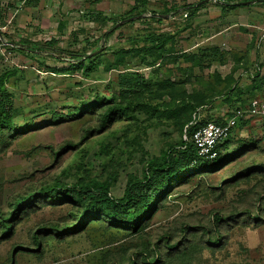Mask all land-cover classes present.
<instances>
[{
  "label": "rangeland",
  "instance_id": "1",
  "mask_svg": "<svg viewBox=\"0 0 264 264\" xmlns=\"http://www.w3.org/2000/svg\"><path fill=\"white\" fill-rule=\"evenodd\" d=\"M135 1L0 0V92L11 94L17 127L0 129V220L11 231L0 264H264L260 115L242 116L221 163L171 185L139 230L96 215L62 231L85 209L80 185L105 182L121 197L153 173L162 151L180 148L189 126L264 100V1L223 11L217 0H147L132 11ZM199 2L191 17L185 7ZM171 6L177 11L152 18ZM147 30L169 33L163 51ZM51 38L86 52V65L12 43ZM110 105L119 110L103 123ZM51 187L57 197L9 214L18 197Z\"/></svg>",
  "mask_w": 264,
  "mask_h": 264
},
{
  "label": "trees",
  "instance_id": "2",
  "mask_svg": "<svg viewBox=\"0 0 264 264\" xmlns=\"http://www.w3.org/2000/svg\"><path fill=\"white\" fill-rule=\"evenodd\" d=\"M261 1V0H259ZM217 3L222 7L223 11H227L229 9L234 8L241 2H236L234 0H217ZM147 4V0H136L135 6L131 9L135 11L137 8L141 6H145ZM203 5H188L185 8L190 12L191 17L196 14L197 10ZM177 7L171 6L170 8L165 9L163 12L152 14V18H156L161 21L163 19V15L170 13L172 11H177ZM139 12V15L141 13ZM120 20H115L114 26L105 32L104 37L110 38L114 31L115 27H117L118 22ZM169 33L166 32H156L154 30H147V34L144 35V38L149 41L152 45V48H155L157 51H163L162 49L165 47L167 43V39ZM59 39L51 38L43 43L36 41H13V47L18 48L19 50L28 51L36 54H40L42 56H51L55 59L61 61H69L72 64L78 65H86L87 53L81 52L80 50H68L57 46ZM100 49V46H96L92 51L97 52ZM66 53L68 56L64 57L62 54ZM159 55H161L159 53ZM89 66V67H88ZM85 74L90 75L95 69L96 65L90 61ZM242 104L236 103L234 108L241 107ZM83 109V108H82ZM13 101L11 99V94L7 89H3L0 92V129L6 133L9 130H16L17 127L13 124L12 113H13ZM119 108L113 107L112 105L108 106L104 110L103 123L107 122L109 117L116 114ZM65 117V116H64ZM55 119H59L60 116L58 114H54ZM210 120H215L217 122H222L224 120L218 119H203L199 120L195 124L189 126L186 130L187 138L183 139L179 144L180 148L176 146H170L168 149L162 151L160 158L158 161L154 162V171L152 174L145 176L144 179H138L135 182L129 184L124 194L121 197H115L112 195L110 188L105 182L101 181H90L85 183L84 185H80L79 188V200L81 202H85L84 211L77 216L78 225L71 224L67 228L62 229H74L79 225H84V220L92 218L93 216H102L109 221H112L115 225H121L124 227L134 228L139 230L149 219L152 214L157 209L158 205L164 199L166 194L168 193L171 185L177 183L186 175L191 172L197 171L202 168H209L212 166H217L221 163L223 156L221 155L220 150L223 146L226 145V141L231 136V134L226 138V140L217 145V149L219 150V154L217 157L210 159L205 158L198 153V149L194 144L192 137L196 129L202 124ZM239 124L237 123L236 126ZM250 144H246L244 150L251 147L248 146ZM60 192V188L51 187L42 189L38 192V194H29L18 197L12 204V212L13 217H16L18 212L24 208L25 206L32 203L34 200L45 198L53 199L57 197V193ZM38 197V198H36ZM219 221L222 220L221 217H218ZM4 218H1L0 223L6 227L3 231L0 232V240L6 238L10 233L7 222ZM80 223V224H79ZM54 231L61 230L59 227L53 228ZM176 245L170 247V249L175 248ZM27 249V248H23ZM161 255L158 256V260ZM117 259V258H116ZM156 260V261H158ZM119 264H124L120 260H118ZM145 261V260H144ZM146 263V261H145Z\"/></svg>",
  "mask_w": 264,
  "mask_h": 264
},
{
  "label": "built area",
  "instance_id": "3",
  "mask_svg": "<svg viewBox=\"0 0 264 264\" xmlns=\"http://www.w3.org/2000/svg\"><path fill=\"white\" fill-rule=\"evenodd\" d=\"M247 115H260L264 117V100L255 98L249 102L246 108L239 107L233 110V115L222 122L210 120L196 129L192 140L198 149L199 155L213 159L218 156L217 145L226 140L232 134L239 119Z\"/></svg>",
  "mask_w": 264,
  "mask_h": 264
},
{
  "label": "water",
  "instance_id": "4",
  "mask_svg": "<svg viewBox=\"0 0 264 264\" xmlns=\"http://www.w3.org/2000/svg\"><path fill=\"white\" fill-rule=\"evenodd\" d=\"M204 1V0H203ZM255 1H259V0H247V1H242L241 3H243V4H250V3H252V2H255ZM261 1H264V0H261ZM202 2V1H201ZM201 2H199L198 4H200ZM100 50V49H99ZM98 50V51H99Z\"/></svg>",
  "mask_w": 264,
  "mask_h": 264
}]
</instances>
